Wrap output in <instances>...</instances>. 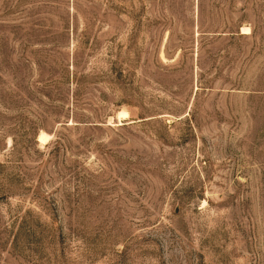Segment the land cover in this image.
I'll list each match as a JSON object with an SVG mask.
<instances>
[{
    "label": "rangeland",
    "instance_id": "rangeland-1",
    "mask_svg": "<svg viewBox=\"0 0 264 264\" xmlns=\"http://www.w3.org/2000/svg\"><path fill=\"white\" fill-rule=\"evenodd\" d=\"M0 264H264V0H0Z\"/></svg>",
    "mask_w": 264,
    "mask_h": 264
},
{
    "label": "bare ground",
    "instance_id": "bare-ground-1",
    "mask_svg": "<svg viewBox=\"0 0 264 264\" xmlns=\"http://www.w3.org/2000/svg\"><path fill=\"white\" fill-rule=\"evenodd\" d=\"M125 117V115H124ZM124 119V118H123ZM47 138V135H45L44 133H39L38 135V140L39 142L41 141L42 143H44V140ZM41 144V143H40Z\"/></svg>",
    "mask_w": 264,
    "mask_h": 264
}]
</instances>
